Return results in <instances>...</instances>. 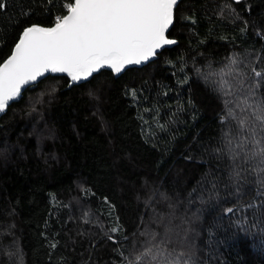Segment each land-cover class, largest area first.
I'll return each instance as SVG.
<instances>
[{
  "label": "trees",
  "instance_id": "1",
  "mask_svg": "<svg viewBox=\"0 0 264 264\" xmlns=\"http://www.w3.org/2000/svg\"><path fill=\"white\" fill-rule=\"evenodd\" d=\"M6 2L0 62L24 27L63 12L61 0ZM169 37L119 77L68 87L50 75L0 119V264H127L156 246L189 264H264V213L225 212L259 203L264 173L236 148L247 133L214 79L243 53L264 72V0H181ZM172 217L186 239L149 244Z\"/></svg>",
  "mask_w": 264,
  "mask_h": 264
},
{
  "label": "snow or ice",
  "instance_id": "2",
  "mask_svg": "<svg viewBox=\"0 0 264 264\" xmlns=\"http://www.w3.org/2000/svg\"><path fill=\"white\" fill-rule=\"evenodd\" d=\"M177 5L178 0H61L62 14L56 15L51 25L24 27L11 53L0 62V113L20 97L26 85L48 73H65L71 82L78 83L102 69L121 74L127 66L149 61L158 50L176 43L169 38V29L174 24ZM6 8V0H0V11ZM253 74L264 79V72L253 69ZM258 86L257 81L250 87ZM225 95H231L230 87ZM228 103L225 101L226 107ZM246 107L253 108L251 119L237 118L231 108L228 116L237 119L241 132L247 133L236 148L244 151L246 158L257 161L255 171L259 175L264 173V100ZM248 144L252 145L250 152ZM259 184V203L251 202L239 209L229 207L225 212L252 209L264 213V177ZM127 264L189 262L179 257L169 259L165 249L156 246L155 251L150 247Z\"/></svg>",
  "mask_w": 264,
  "mask_h": 264
},
{
  "label": "rangeland",
  "instance_id": "3",
  "mask_svg": "<svg viewBox=\"0 0 264 264\" xmlns=\"http://www.w3.org/2000/svg\"><path fill=\"white\" fill-rule=\"evenodd\" d=\"M228 13H232V11H229ZM257 61L258 57H256L255 55L250 53H243L242 55H240V57L233 58L231 60V63L227 67L219 70V72L215 74V85L218 89V92H220L223 97V102L225 103V101H229L228 109H233L236 116H238L240 119H243L244 117H252L253 108L246 106L251 104L254 107L255 103L259 101V87L262 85V79L254 76L253 69H255L256 71H263L260 70L257 66ZM257 81L259 82L258 87H250L254 86ZM229 87L231 88V95H225V92L229 90ZM250 93H254V95H250ZM245 108L249 111V114L245 112L246 110H241ZM45 138L47 139L49 138V136ZM170 221L171 222L169 224L165 225L164 232L157 233L152 230L146 233L149 244L154 241L157 236L160 237L173 234L174 236L171 237L173 240H175L176 238L184 239L186 237L185 234L177 232V227L181 225V222L183 221H181V219L177 217L170 218ZM178 221L180 224L178 223L179 225L176 226V222ZM166 251L167 250H165V252ZM183 254L184 256L187 254H189V256H192L191 253H187L185 251L183 252Z\"/></svg>",
  "mask_w": 264,
  "mask_h": 264
},
{
  "label": "water",
  "instance_id": "4",
  "mask_svg": "<svg viewBox=\"0 0 264 264\" xmlns=\"http://www.w3.org/2000/svg\"><path fill=\"white\" fill-rule=\"evenodd\" d=\"M180 1H181V0H178V4L180 3ZM177 6H178V5H177ZM175 12H176V10H175ZM171 28H172V27H171ZM171 28L169 29V32H170ZM169 38H170V39H173V38H171V37H169ZM174 40L176 41L175 44H173V45H166L164 48L158 50L157 55H156L155 57L151 58L149 61H147V62H145V63H143V64H141V65H131V66H127V68L125 69V71H126L127 69H129V68H141V67H144V66L148 65L149 63L153 62L154 60H156V59L158 58L159 54H160L164 49H166V48H171V47L175 46V45L178 43L176 39H174ZM103 70L111 71L110 69H102L101 71H103ZM101 71H100V72H101ZM125 71H124V72H125ZM100 72H99V73H100ZM111 72H112V71H111ZM124 72H122L121 74H114L113 72H112V73L115 75V77H119V76L122 75ZM96 74H98V73H94L93 75H96ZM50 75H60V76L68 77L67 74H65V73H48V74H46L44 77L38 78V80H37L36 82H32V83H30L29 85H26V86L22 89L20 97H18V98L15 99L14 101H11V102L9 103V107H10L14 102L19 101V100L22 98V96H23L24 92L26 91V89H28V88H34L35 85H37L39 82H41L43 79H45L46 77H48V76H50ZM90 78H91V77H90ZM90 78H89V79H90ZM68 79H69V85H68V87H71V86H73V85H79V84L84 83V82H86V81L89 80V79H88V80H86V81H81V82H78V83H73V82H71L70 77H68ZM9 107L7 108V110H6L4 113H0V119H1V118L3 117V115L8 111Z\"/></svg>",
  "mask_w": 264,
  "mask_h": 264
}]
</instances>
